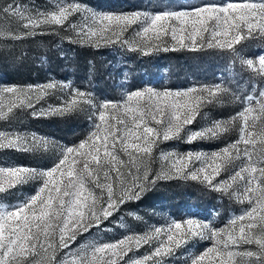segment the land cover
I'll use <instances>...</instances> for the list:
<instances>
[{
  "label": "snow or ice",
  "instance_id": "1",
  "mask_svg": "<svg viewBox=\"0 0 264 264\" xmlns=\"http://www.w3.org/2000/svg\"><path fill=\"white\" fill-rule=\"evenodd\" d=\"M77 15L79 21L72 22ZM130 29L132 34L126 36ZM61 31L71 33L63 38L72 44L119 45L142 56L210 50L238 66L250 89L234 91L227 82L185 90L145 86L111 101L97 100L70 82L0 85V121L8 125L0 130V150L29 153L52 143L11 127L17 112L31 110L34 118L85 113L91 125L79 143L59 147L51 167L0 166V195L39 182L35 194L23 202L11 208L0 205V264H171L169 258L177 250L195 241L210 245L190 255L187 264H264V53L243 55L250 42L264 44V0L120 13L95 11L76 0H57L52 10L44 11L22 0L0 4L2 41ZM57 92L59 104L37 109ZM225 98L239 106L234 115L199 130L190 128L204 108ZM233 129L238 138L219 150L155 155L164 142L214 140ZM157 158L160 167L154 173ZM177 179L196 182L248 207L224 227L198 218L171 220L114 242L86 244L57 259L78 236L102 230L100 226L127 202L139 201L159 181ZM146 245L137 257L136 251Z\"/></svg>",
  "mask_w": 264,
  "mask_h": 264
},
{
  "label": "rangeland",
  "instance_id": "2",
  "mask_svg": "<svg viewBox=\"0 0 264 264\" xmlns=\"http://www.w3.org/2000/svg\"><path fill=\"white\" fill-rule=\"evenodd\" d=\"M5 0H0V4ZM29 8L52 10L57 0H22ZM95 11L130 12L163 10H188L208 3H222L223 0H76ZM78 22L79 17L70 18ZM14 27V25H13ZM130 29L126 36H130ZM70 32L61 31L60 35L43 34L24 41L0 40V85H36L49 81L72 83L74 87L90 91L97 100L119 101L127 93L145 86L157 90H185L199 84L227 82L234 91L247 92L250 83L246 75L239 73L238 66L231 65L227 56L212 51L190 52L187 50L158 52L149 56L129 52L119 45L99 48L80 46L70 43L63 37ZM264 53V44L250 42L244 49L245 56H258ZM61 93L46 97L37 109L49 104L60 103ZM239 110L237 104L225 98L221 104L209 105L202 110L201 116L190 126L199 130L214 120L228 119ZM30 111L17 112L11 127L17 131L36 133L48 138L52 143L48 149L22 153L12 150H0V166L24 165L38 168L51 167L59 147L72 146L85 138L91 127L87 114L73 113L65 116L34 118ZM8 125L0 121V130ZM238 138V132L223 134L220 138L187 143L184 140H171L159 145L155 151L158 157L161 151L185 153L187 151H214L232 143ZM153 172L160 167L159 159L153 164ZM226 174L222 175L225 178ZM38 181L19 185L9 194L0 195V205L14 207L35 194ZM247 204H241L232 198L206 189L193 181H159L146 192L139 201H129L123 205L100 227L78 236L69 249L57 254L59 260L70 250H77L92 242H114L126 235L143 233L151 226H161L171 220L183 221L198 218L212 223L215 227H224L235 215H239ZM140 217V219H137ZM210 245L208 241H195L186 248L177 250L171 264H187L190 255L198 254ZM147 245L136 251L139 257ZM129 253V256H132ZM127 259V257L125 258Z\"/></svg>",
  "mask_w": 264,
  "mask_h": 264
}]
</instances>
